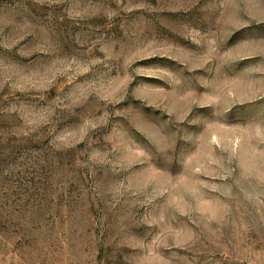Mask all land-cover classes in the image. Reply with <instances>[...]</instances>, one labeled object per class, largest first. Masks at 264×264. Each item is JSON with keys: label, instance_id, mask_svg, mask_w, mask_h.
<instances>
[{"label": "rangeland", "instance_id": "rangeland-1", "mask_svg": "<svg viewBox=\"0 0 264 264\" xmlns=\"http://www.w3.org/2000/svg\"><path fill=\"white\" fill-rule=\"evenodd\" d=\"M0 264H264V0H0Z\"/></svg>", "mask_w": 264, "mask_h": 264}]
</instances>
